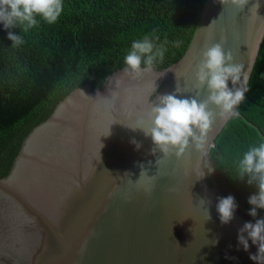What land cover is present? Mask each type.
<instances>
[{"label":"water","instance_id":"water-1","mask_svg":"<svg viewBox=\"0 0 264 264\" xmlns=\"http://www.w3.org/2000/svg\"><path fill=\"white\" fill-rule=\"evenodd\" d=\"M255 2L241 11L232 0H204L177 61H156L139 75L125 65L74 87L0 153V264H256L249 256L258 247L249 240L245 251L237 239L255 221L237 207L221 224L216 210L227 196L207 151L231 116L209 105L217 115L203 147L190 142L158 165L163 153L151 154L140 129L151 127L150 106L160 95L207 99L197 66L221 37L243 66L236 87H246L264 35V0L257 14Z\"/></svg>","mask_w":264,"mask_h":264},{"label":"trees","instance_id":"trees-1","mask_svg":"<svg viewBox=\"0 0 264 264\" xmlns=\"http://www.w3.org/2000/svg\"><path fill=\"white\" fill-rule=\"evenodd\" d=\"M204 0H63L55 24L37 17L27 32L20 25L0 23V153L20 134L48 114L71 89L125 66L135 40L155 30L157 45H165L163 61H177L194 31ZM23 37L13 47L7 32ZM182 41L179 48L175 41ZM159 61V60H157ZM143 64V63H142ZM237 107L257 129L231 116L207 151L215 181L248 215V197L255 185L237 178L235 161L252 145L264 141V35ZM259 130L262 135L258 133Z\"/></svg>","mask_w":264,"mask_h":264},{"label":"clouds","instance_id":"clouds-1","mask_svg":"<svg viewBox=\"0 0 264 264\" xmlns=\"http://www.w3.org/2000/svg\"><path fill=\"white\" fill-rule=\"evenodd\" d=\"M232 3L242 11L249 0H232ZM63 7V0H0V23L6 30L20 25L22 30L27 32L38 25L37 17L48 24H55L63 12ZM252 8L256 9L257 14L259 0H256ZM7 38L12 41L13 47L24 43L23 37L12 31L7 32ZM158 40L159 37L155 36V30H153L151 35H145L142 39L133 41L124 58L126 65L124 71L136 75L151 73L157 60L163 62L165 45L168 43L165 40L163 44L157 45L155 41ZM181 43L182 41L177 40L174 42V46L179 48ZM226 43V37H221L218 43L206 47L201 52L196 80L200 88L206 86L210 93L206 100L198 101L193 97L178 98L175 94H163L157 97L158 103L151 104L149 112L151 127L140 129L146 137L151 138L154 145L151 154L155 155L157 151L163 153V158L156 160L157 165L161 159L170 155H180L190 142L195 144L198 149L203 147L207 132L217 115L209 110V105H215L221 116L239 115L236 109L244 101L248 89L236 87L241 80L243 66L233 63L231 50L225 52L224 45ZM142 63L144 67H141ZM229 80L232 82V88L228 86ZM175 92H179L178 86H176ZM131 143L137 150L142 146L134 138ZM140 167L141 173L146 172L143 170V165ZM235 168L236 179L244 180L247 177V184L255 185L258 188V192L250 195L247 201L252 206L248 215L256 218L257 210L264 209V141L258 145H252L244 151L235 161ZM125 175L129 177L131 174L126 172ZM237 207L232 195L218 198L216 210L221 224L226 225L235 218ZM206 211V220H210V212L208 209ZM237 239L238 244L245 251H248L249 240H251L252 244L258 247V251L256 254H250L249 258L256 264H264V218L255 219V223L245 222L238 229ZM213 243H218V238Z\"/></svg>","mask_w":264,"mask_h":264},{"label":"rangeland","instance_id":"rangeland-1","mask_svg":"<svg viewBox=\"0 0 264 264\" xmlns=\"http://www.w3.org/2000/svg\"><path fill=\"white\" fill-rule=\"evenodd\" d=\"M221 191H223L225 193L226 196L229 195V193H227L226 191H224V189L222 187H220Z\"/></svg>","mask_w":264,"mask_h":264}]
</instances>
